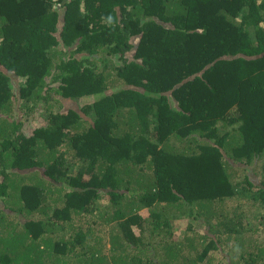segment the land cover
Returning <instances> with one entry per match:
<instances>
[{"label": "trees", "instance_id": "obj_1", "mask_svg": "<svg viewBox=\"0 0 264 264\" xmlns=\"http://www.w3.org/2000/svg\"><path fill=\"white\" fill-rule=\"evenodd\" d=\"M228 253L264 264V0H0V264Z\"/></svg>", "mask_w": 264, "mask_h": 264}, {"label": "rangeland", "instance_id": "obj_2", "mask_svg": "<svg viewBox=\"0 0 264 264\" xmlns=\"http://www.w3.org/2000/svg\"><path fill=\"white\" fill-rule=\"evenodd\" d=\"M8 75L11 77V82L13 84V93L15 94V97L19 99V88H20L21 80H19L16 77H14L13 74L11 75V74L8 73ZM94 101H95L94 97H85V98H80V99H69V100H65L63 102V105H64V108H66V110L72 109V110L81 112V109L84 106H86L88 104H92ZM18 103H20V102H18ZM23 118L25 119V117H23ZM33 123L34 122H29V124H33ZM255 179H256V181L260 180V178H255ZM253 181H255V180H253ZM101 203H103V205H106L107 204V200L104 199L103 201H101ZM247 217H249L248 221L250 222V224L254 225L255 224V220H254V217L252 216V214H250V215L248 214ZM194 227L196 229L204 230L203 226L195 224V223H194ZM228 255L229 256L227 258V261L224 262L225 264L233 263V260H234L233 254L232 253H228Z\"/></svg>", "mask_w": 264, "mask_h": 264}]
</instances>
